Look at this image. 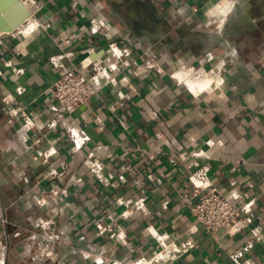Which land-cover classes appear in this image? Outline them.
<instances>
[{"label": "crops", "instance_id": "1", "mask_svg": "<svg viewBox=\"0 0 264 264\" xmlns=\"http://www.w3.org/2000/svg\"><path fill=\"white\" fill-rule=\"evenodd\" d=\"M22 1L0 32V264H233L247 245L264 264V0ZM83 60L116 68L67 113L50 88ZM200 166L250 203L241 232L192 216Z\"/></svg>", "mask_w": 264, "mask_h": 264}, {"label": "built area", "instance_id": "2", "mask_svg": "<svg viewBox=\"0 0 264 264\" xmlns=\"http://www.w3.org/2000/svg\"><path fill=\"white\" fill-rule=\"evenodd\" d=\"M96 32L97 28L92 29ZM107 54L114 60H120L128 55V50L115 42H110ZM108 60V59H107ZM111 60L108 65L104 60L92 62L84 60L80 63L82 68H89L88 74L78 70L79 67H63L58 71V77L51 86V93L58 104L67 112L72 113L80 104L89 100L100 88L101 80L109 77L108 69H115V62ZM50 61L59 67V60L51 58ZM89 140L87 134L79 130L75 134V143L81 147ZM207 167L200 166L189 176V187L182 192L183 199L189 203V209L206 232L224 230L228 235H235L247 225L246 216L249 204L236 208L227 198L222 196L216 188L212 187L207 177ZM249 245L245 246L246 250ZM240 250L230 255L233 264H246L240 261L243 254Z\"/></svg>", "mask_w": 264, "mask_h": 264}, {"label": "water", "instance_id": "3", "mask_svg": "<svg viewBox=\"0 0 264 264\" xmlns=\"http://www.w3.org/2000/svg\"><path fill=\"white\" fill-rule=\"evenodd\" d=\"M31 13L22 0H0V32L18 28Z\"/></svg>", "mask_w": 264, "mask_h": 264}, {"label": "bare ground", "instance_id": "4", "mask_svg": "<svg viewBox=\"0 0 264 264\" xmlns=\"http://www.w3.org/2000/svg\"><path fill=\"white\" fill-rule=\"evenodd\" d=\"M199 82V81H198ZM192 85V84H191ZM193 86V85H192Z\"/></svg>", "mask_w": 264, "mask_h": 264}]
</instances>
